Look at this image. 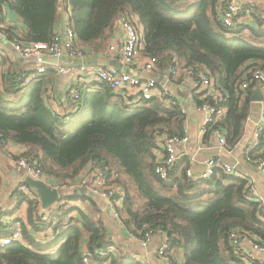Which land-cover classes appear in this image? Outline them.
<instances>
[{"label": "trees", "instance_id": "1", "mask_svg": "<svg viewBox=\"0 0 264 264\" xmlns=\"http://www.w3.org/2000/svg\"><path fill=\"white\" fill-rule=\"evenodd\" d=\"M4 5L25 30H1L9 39L23 42H50L54 26L69 7L78 44L93 52L105 50L116 19L127 12L139 25L137 55L156 57V68L162 73L204 68L221 91L219 100L194 95L196 105L226 108L208 126L205 138L218 128L224 132L227 148L241 140L252 93L258 86L251 84L242 91L239 84L254 63L264 66V17L256 4L249 7L256 24L233 27L220 20V0H0V11ZM31 73L17 60L0 58V145H21L23 151L13 156L15 160H36L43 174L58 185L75 180L90 161L101 164L107 177H114L123 189L122 224L138 238L146 231L162 233L172 249V264H246L231 243L233 231L256 235L264 243L263 206L249 196L247 179L216 170L211 178L194 181L185 174L187 165L175 167L167 179L155 174L156 136L161 132L181 136L185 130L186 114L172 96L139 98L131 104L125 95L103 85L81 84L79 111L66 121L45 102L46 86L55 76L52 70L24 83ZM170 78L179 82L182 75L178 81L174 74ZM245 156L251 162L264 160V122L258 144ZM2 183L0 176V188ZM70 192L68 197L89 198ZM13 194L17 199L13 211L26 203V215L25 219L17 215L5 226L6 208L0 206V242L16 229L21 235L20 241L0 247V264H85L84 245L91 262L139 264L125 263L124 256L114 255L110 248L114 243L100 220L82 211L76 218H67L64 212L56 221L50 215L44 219L39 216L41 203L36 193L30 197L14 190ZM89 201L96 206L93 198ZM60 209L58 205L56 210ZM29 228H49L53 237L43 243Z\"/></svg>", "mask_w": 264, "mask_h": 264}, {"label": "built area", "instance_id": "2", "mask_svg": "<svg viewBox=\"0 0 264 264\" xmlns=\"http://www.w3.org/2000/svg\"><path fill=\"white\" fill-rule=\"evenodd\" d=\"M264 1V0H259ZM250 5V4H249ZM220 20L226 27H233L237 24L247 23V18L251 17L249 6H245V0H225V4L221 9ZM70 8L63 12L60 24L54 26L53 38L50 42H23L17 38L9 39L7 34L1 29H5L3 9L0 11V35L10 41L13 48L19 53L21 58H35L37 66L33 73L27 76L24 83H27L33 78V75H41L47 70H54L57 75L68 77L70 84L68 93L62 102L48 98L49 91L45 89V100L49 109L59 118L68 121L75 113L79 111L81 106L79 85L84 84L90 86L93 82L109 88L112 92L122 93L127 87L134 90L139 98L149 99L153 97V91L159 88L163 95L171 96V92L165 85H159L154 79H143L139 76L125 73L115 66H91L84 62L93 59L98 53L106 52V54L117 55L118 59L127 65L137 64V48L139 42L138 23L131 18L127 12H123L114 23V34L112 40L102 52L88 51L77 42V34L73 30L69 22ZM3 53L0 52V58ZM66 60L68 65H52L50 60ZM81 61V64L74 63ZM137 61V62H136ZM73 62V63H71ZM156 57H146L142 63L144 71H153L156 68ZM174 75L182 74V76L193 81L197 86V93L201 95V99L211 97L214 100H219L222 97L221 91L214 86V81L208 72L201 68L194 72L191 67L172 70ZM251 84H256L264 95V66L255 64L250 66L244 73L239 88L245 91ZM256 89V88H255ZM125 95L124 93H122ZM138 98V99H139ZM137 99V100H138ZM264 101V100H263ZM167 103H174L166 99ZM182 112L183 109L181 108ZM196 110L202 114L200 125V133L205 135L208 126L222 117L226 108L224 106H212L209 103L196 105ZM185 113V112H184ZM185 128L184 134L181 136L170 135L166 132L159 133L155 138V174L161 179H167L169 173L175 167L185 168V174L190 180H205L211 178L216 170H220L227 175H235L247 179L237 170L236 164H230L221 156L216 155L208 157L204 160L202 166L195 171L192 164L185 160L184 155L178 153V148L186 146L189 141L187 132V122L183 121ZM263 123L255 125L252 138L248 143L245 153L253 149L258 144V137ZM211 136L215 139L218 147L230 150L227 148L224 132L215 128L211 132ZM246 160L251 161L246 157ZM252 162L257 165L264 175V160H255ZM15 171L24 177H30L34 180L45 183L48 187L60 191H71L78 188H84L91 192L94 197L105 202L109 208L111 217L119 224H122L119 210L122 207L124 192L119 184L113 181L114 177H107L104 167L95 162H88L81 170L77 178L69 181L68 184L58 185L52 181L37 165L36 160L30 157H22L15 162ZM116 176V175H115ZM248 181V179H247ZM249 196H252L253 191H250L249 181ZM19 193L29 194L31 188L25 184H21L18 188ZM59 206L68 210L71 208V203L61 198ZM49 213H40L42 218L48 217ZM261 215L264 217V206L261 208ZM158 234L161 242L155 250V255L160 261V264H172L170 253L172 252L169 243L166 241L162 233H151L146 231L140 238L139 244L143 248H147L153 235ZM231 243L235 248L236 253L241 254L246 264H264V243L259 240L256 235L247 234L242 231H233L230 235ZM20 230L16 229L12 234L4 237L0 242V247H5L14 241H20ZM100 255H104V251H97ZM91 254L88 250L83 251L82 261L85 264H95L90 261Z\"/></svg>", "mask_w": 264, "mask_h": 264}, {"label": "crops", "instance_id": "3", "mask_svg": "<svg viewBox=\"0 0 264 264\" xmlns=\"http://www.w3.org/2000/svg\"><path fill=\"white\" fill-rule=\"evenodd\" d=\"M220 1L223 2V5H217V8H222L225 4V0ZM249 4H256L257 10L262 13L260 16L264 17V1L245 0V6L250 7ZM2 9L4 14V22H6L5 28L8 27V29H10L11 31H16L17 33L23 32L25 30V25L20 21L17 15L6 5H4ZM61 18L62 16L57 21V24H60ZM246 24L255 25L256 20L253 18V16H251L247 18ZM113 34L114 32L112 33V35ZM112 35L109 39V43L112 40ZM9 43L10 41L0 35V52L3 53V57L6 56L10 60H17L23 70L30 73L33 72L37 66L36 61L34 60L24 62L20 56L16 57L15 54H13V52L8 47H6L5 44ZM136 58L138 61L137 64L127 65L122 63L118 59L117 55H110L106 54V52H103L98 53L93 59L89 60L87 65L103 66L104 64H96L103 61L104 63H109L106 64V66H115L121 71L126 70L127 72L123 71L125 73L139 76L143 79L152 78L157 82L156 78L159 77L163 82V84L161 85H164L168 81H172V79L170 78V75L172 73L168 70L165 73L159 72L157 68L150 72L144 71L142 69V63H144L146 56L137 55ZM92 62H94L95 64ZM49 63L55 66L69 64V62L66 60L53 61V59L50 60ZM74 63H77V61ZM84 63L86 64V62ZM48 71L49 70H47L46 72ZM52 73L53 75H55L54 79L49 85L46 86L47 91H49L48 98L62 102L64 100V97L68 93L70 81L66 76L57 75L54 70H52ZM181 75H174L176 81L179 80ZM183 81L189 82L194 86V91H192V96H194L197 93L196 84L190 79L183 76L181 81L176 83H182ZM94 83L96 82H93V84ZM169 91L171 92V96L173 98V92L171 90ZM122 93L125 94L127 102L131 104L137 103V99L139 98V96L135 94L133 89L127 87V89H123ZM153 97H162V92L159 88L153 91ZM181 108L186 114L189 141L186 146L178 148V153L184 155L185 160H187L189 164L193 165L195 171H197L202 166L205 159L216 155L221 156L230 164H236L237 170L242 173L243 176L246 177L249 181L250 191H253L251 197L257 200L262 206H264V175L256 164L246 160L245 158V149L252 138L255 125L264 122V101L251 102L249 116L244 127V134L238 144L230 150L218 147L215 139L211 135L205 138V135L200 133L199 129L203 117L201 113H199L195 109V118L190 119V116H188L186 109L182 106ZM22 151V146L15 143L0 145V176L3 182L0 188V206L6 208L5 215L2 218V223L5 226L11 224L17 217V215H19L23 219H25L24 217L26 215V203H22V206L18 210L13 211V209H15L14 207L16 206L17 199L14 194L12 196V192L14 190H18L19 186L23 183L22 176L16 173V171L13 169V161L15 160L13 156L20 154ZM33 191L25 195L33 197V194L36 193L35 191ZM71 193L72 192L70 191H60L59 194L61 198L71 203V208L68 210L64 208L62 210H56L57 207H53L52 210H55L54 213L45 211L49 213L50 219L56 221L58 216L62 215L64 212L67 213V218H76L79 217L80 211L85 212L93 217L94 220H100L101 222H103V224L107 227L112 243H114L112 246H110V248L114 252V255L116 257H119L121 255L124 256L126 258L125 260H123L125 263L160 264L159 259L155 255V250L161 242V238L158 234L153 235L147 248H143L142 246H140L137 236L128 231L124 224L117 223L111 217L109 208L105 202L96 197H93V199L96 201V206L94 207L89 201L90 197H68L69 195H71ZM29 232L36 238L40 239L43 243L49 242L53 237L49 228L45 231H34L33 229L29 228ZM85 250L88 249L87 246L84 245L82 247V251ZM93 262L95 264H111L109 260H94Z\"/></svg>", "mask_w": 264, "mask_h": 264}, {"label": "rangeland", "instance_id": "4", "mask_svg": "<svg viewBox=\"0 0 264 264\" xmlns=\"http://www.w3.org/2000/svg\"><path fill=\"white\" fill-rule=\"evenodd\" d=\"M6 47H8L15 56H19V53L13 48L11 43L5 44ZM89 61H86V64H88ZM94 63V62H92ZM95 64V63H94ZM96 64H104L103 66H106V64L109 63H104L103 61L101 63H96ZM127 72L126 70H123ZM157 83L158 84H163L162 80L157 77ZM169 90L173 92V98L176 99V101L186 109L189 118H195V109H196V102L194 100V96H192V91H194V86L186 81H183L182 83H176L174 81H168L164 84ZM15 162L16 160L13 161V169L15 170ZM35 191V190H34ZM36 192V191H35ZM37 193V192H36ZM60 204V201L54 202L51 207L47 210H43L41 208V212L43 211H52L53 207H57Z\"/></svg>", "mask_w": 264, "mask_h": 264}, {"label": "water", "instance_id": "5", "mask_svg": "<svg viewBox=\"0 0 264 264\" xmlns=\"http://www.w3.org/2000/svg\"><path fill=\"white\" fill-rule=\"evenodd\" d=\"M20 56V55H19ZM16 56V57H19ZM24 62L28 61H34L35 58L29 57V58H21ZM53 61H56V59H53ZM77 64H81V61H77ZM252 101H263L264 95L262 91L259 88L254 89L251 97ZM23 184L27 185L31 189H34L38 196L39 200L41 202V208L43 210L49 209L51 205L58 201L59 199V192L57 189L48 187L45 183L41 181L34 180L30 177H24L22 179ZM76 193H79L81 195H87L90 198H93V194L91 192H87L84 188H78L75 190Z\"/></svg>", "mask_w": 264, "mask_h": 264}]
</instances>
